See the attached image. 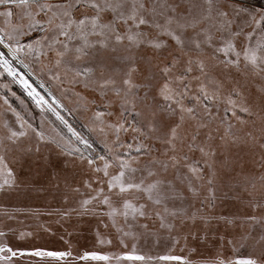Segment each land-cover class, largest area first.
<instances>
[{"label": "snow or ice", "instance_id": "1", "mask_svg": "<svg viewBox=\"0 0 264 264\" xmlns=\"http://www.w3.org/2000/svg\"><path fill=\"white\" fill-rule=\"evenodd\" d=\"M0 45L25 69L30 64L21 54L50 80L67 83L90 112L85 127L103 137L96 152L21 76L37 106L53 112L71 137L50 136L43 122L33 127L11 109L19 127L5 122L0 134V190L16 186L11 165L33 150L22 140L34 139L36 152L50 144L65 167L86 169L85 192L66 184L82 198L63 215L107 217L105 228L123 236H134L136 227L166 230L177 243L189 221L207 230L215 220L230 230L220 235V248L230 245L237 255L218 252L205 264H264V215L205 211L231 192L264 213V8L249 10L241 0H0ZM0 69L18 75L4 52ZM77 88L97 96L103 110H91L96 100ZM257 155L256 168L248 170L244 156ZM245 248L259 255H238ZM29 255L63 260L71 252ZM15 256L0 245V261ZM88 258L108 260L95 252L79 257ZM160 259L189 264L180 256Z\"/></svg>", "mask_w": 264, "mask_h": 264}, {"label": "rangeland", "instance_id": "2", "mask_svg": "<svg viewBox=\"0 0 264 264\" xmlns=\"http://www.w3.org/2000/svg\"><path fill=\"white\" fill-rule=\"evenodd\" d=\"M242 6L249 10L264 8V0H241ZM25 63L30 64V70L43 83L45 90L36 84V88L43 91L45 100L51 104L57 112L77 132L88 138L96 152H102L103 145L100 141L103 137L98 132L89 131L85 125L89 124L90 112H85L78 98L69 90V85L57 84L50 80V73L42 70L39 63L31 58L20 56ZM0 134L5 131L3 125L7 122L14 128L19 127L16 123L15 110L25 121L39 128L43 122L44 131L56 137L59 133L65 139L71 137L67 127L56 118L53 112L41 110L35 100L26 95L18 87L15 81L0 69ZM36 78V79H37ZM86 95L89 101L95 99L96 105L91 110H103L102 104L97 96L83 89H75ZM253 93L255 89H252ZM5 99L8 101L4 103ZM56 103H53V101ZM10 106V108H9ZM246 118V117H245ZM90 127V125H89ZM59 139V137H57ZM22 146L32 147V152L20 155L19 159L12 163L17 176L16 186L10 189L0 190V245H7L17 252L9 264H181L180 261L161 260L163 256H180L189 264H205L217 258L218 252L223 256L235 259L237 254L232 251V246L226 245L220 248V235L227 230L221 222L213 220L205 229L204 224L197 220L195 223L189 221L181 233L179 242L169 237L166 230L156 231L150 229L144 231L136 227L133 229L134 236H123L115 228L105 224L109 223L107 217L86 213L83 215L73 212L69 216L63 215L70 208L77 207V201L82 197L71 193L67 185L80 187L85 192L83 181L88 179L86 169L74 167L71 164L65 167V158L60 157L54 146L41 144L40 151L36 152V141L25 138ZM83 148V146H80ZM236 149L230 155L235 156ZM242 155V153H240ZM253 160L256 157L244 156V163L248 170L256 168ZM234 193L229 192L228 198L217 200L213 209L205 208L212 216H244L255 214L264 215L261 212H253L251 206L243 200H234ZM65 196L68 197L67 202ZM199 206V205H198ZM102 209H97L101 211ZM143 221H141L142 223ZM260 226H255L259 234ZM127 231V228H125ZM99 233V235H98ZM175 235V234H173ZM187 235V240L183 238ZM204 239L203 237H205ZM103 240V243L101 242ZM123 240V243H121ZM110 241V243H109ZM71 252V256L63 260L52 257H36L29 255L35 250ZM95 252L101 256H108V260H97L88 258L79 259L84 253ZM20 253H24L20 255ZM125 254L143 256L144 260H128ZM259 255V250L253 253L251 248L241 249L238 255ZM5 255H9L5 253ZM0 264H5L0 261Z\"/></svg>", "mask_w": 264, "mask_h": 264}, {"label": "built area", "instance_id": "3", "mask_svg": "<svg viewBox=\"0 0 264 264\" xmlns=\"http://www.w3.org/2000/svg\"><path fill=\"white\" fill-rule=\"evenodd\" d=\"M0 52H4L6 55V58L9 59L12 63V67L16 70L18 73L17 77L13 79L15 83L18 85V87L24 92L26 95H28V89L25 88V86L20 83V77L22 76L24 79L28 81V83L31 85L32 89H35L36 92L40 94V96H43L45 99V94L42 90L36 88V84L40 86L41 89L45 90V88L41 87L40 82L29 72L28 69H25L22 64L18 63L16 60L12 58V56L7 54V49H5L2 45H0ZM29 96V95H28ZM48 101V100H46Z\"/></svg>", "mask_w": 264, "mask_h": 264}, {"label": "bare ground", "instance_id": "4", "mask_svg": "<svg viewBox=\"0 0 264 264\" xmlns=\"http://www.w3.org/2000/svg\"><path fill=\"white\" fill-rule=\"evenodd\" d=\"M29 72L35 77V75L29 70Z\"/></svg>", "mask_w": 264, "mask_h": 264}, {"label": "trees", "instance_id": "5", "mask_svg": "<svg viewBox=\"0 0 264 264\" xmlns=\"http://www.w3.org/2000/svg\"><path fill=\"white\" fill-rule=\"evenodd\" d=\"M135 255V254H134ZM241 256H243V255H241ZM245 256V255H244Z\"/></svg>", "mask_w": 264, "mask_h": 264}]
</instances>
